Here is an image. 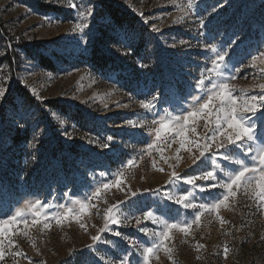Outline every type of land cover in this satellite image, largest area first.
Here are the masks:
<instances>
[{
    "label": "rangeland",
    "instance_id": "374dc122",
    "mask_svg": "<svg viewBox=\"0 0 264 264\" xmlns=\"http://www.w3.org/2000/svg\"><path fill=\"white\" fill-rule=\"evenodd\" d=\"M72 3L0 0V222L21 212L0 223V264H89L92 256L112 264L127 249L133 264H144V247H153L147 264H264V202L255 180L211 212L199 204L222 199L225 189L202 179L184 183L213 169L226 180L238 167L192 163L200 150L189 141L204 143L215 114L190 117L183 136L174 123L194 110V96L207 99L201 80L206 89L228 83L238 115L254 119L244 107L264 85V0ZM217 52L224 55L219 75ZM149 101L150 109L141 106ZM162 118L170 127L157 140ZM261 130L257 119L254 131ZM181 195L196 207L176 203ZM113 205L124 222L110 227L129 239L106 232L118 243L90 254L87 245ZM149 211L153 218L145 219ZM160 221L179 225L168 240L158 235Z\"/></svg>",
    "mask_w": 264,
    "mask_h": 264
},
{
    "label": "snow or ice",
    "instance_id": "6c2138e0",
    "mask_svg": "<svg viewBox=\"0 0 264 264\" xmlns=\"http://www.w3.org/2000/svg\"><path fill=\"white\" fill-rule=\"evenodd\" d=\"M59 3L60 0H57ZM72 7H77L75 3H72V0H69ZM189 8L192 7L191 2L188 5ZM50 21L55 18H47ZM147 23V21H145ZM201 25L204 26V22L201 21ZM153 31H159L155 26H153ZM181 43H184L181 41ZM213 52L216 50L213 48ZM218 59L213 60L212 64L214 66V70L217 75L220 74L221 64L224 61V55L220 53H216ZM261 56H264V52L260 53ZM253 61H255L256 57H252ZM231 79V77H230ZM200 88L201 92L207 95V99L200 103V100L203 99V96H194L193 97V105L194 110L188 111L187 114L183 117V123L179 118L174 120L176 125L175 132L181 136H183L184 127L187 125L188 120L190 117L196 116L198 113H202L203 116L208 117L215 114V120L210 121L205 124L206 128H209L208 134L204 136V143L199 144L196 141H189L190 144H196V147L199 151V156H196L192 163L195 165L197 161H205L208 159H212V163L219 166L218 161H227L231 164H234L238 167L234 168L229 174L226 180H221L217 178L215 169L204 171L198 177H187L184 179V183L194 185L196 179H202L205 181L213 182L211 187H216L217 184L225 189V193L223 194L222 199H218L216 202L207 204L201 203L199 204V209H207L208 211H213L219 209L221 205L225 204V201H228L230 197H234L236 192L233 190L234 188H239L242 184L251 185L253 180L256 183V195L257 197L264 202V130H261L259 136L257 132L254 131V125L256 120L259 119L264 122V111H259L258 113V105L261 108H264V85H260V92L256 95L251 96V102L244 107L245 112H251L254 119L245 120V117L242 115H238L237 113V100L232 94V90L229 88L228 83L226 82H219L213 83L211 89H206L204 80L198 82L197 85ZM6 94V89L0 87V99L4 98ZM156 97H153V101ZM153 101H149L148 103H142V107L145 109H150L152 107ZM219 101L218 107L213 109V102ZM199 105V108H195V105ZM153 123H157L153 121ZM170 125L163 122V118L160 122V127L155 128L156 139H160V131L161 128H169ZM195 131V129H193ZM112 138L109 137V140ZM257 139L259 143H257ZM183 143V140L181 141ZM103 147H108V144L105 143ZM151 147V145H149ZM202 149V150H201ZM236 149L243 150V156H233L232 153ZM207 154V155H206ZM129 164H132L133 161L129 160ZM104 173H101L103 176ZM173 177H177V174L174 172ZM258 177V178H257ZM119 183V179L117 180ZM105 188L108 187L107 184L104 185ZM201 191L208 190V186L200 185ZM100 189H97V193ZM65 195H68L65 193ZM41 202L39 200L36 201L35 204L32 205V208H35L36 205H39ZM77 203H80L77 201ZM176 203L183 204L184 208H195L196 205L190 203L188 201V197L186 195H181ZM118 205H113L111 208L107 210L109 214H106L104 217L105 223L104 226L100 227L97 231L96 235L91 237L92 244L87 245V248L90 250L96 249L99 250V246L103 244L113 245L117 242L107 240L104 237V233L110 232L114 237L128 240L129 238L124 236L121 231L113 230L110 225L121 224L124 221L119 219L120 213L118 211ZM85 205L80 203V209L83 211ZM35 216H39V211L33 213ZM67 215V214H65ZM21 216V212L17 211L16 215L11 217L10 220H4L0 223L8 224L12 221H15L18 217ZM59 221V217H56ZM145 219L153 218V212H145L144 213ZM127 220V217L124 218ZM200 215L197 212L195 216L194 222H199ZM33 223H36L34 220ZM137 223L139 224L140 221L137 219ZM163 224V232L159 233L164 240H168L169 231L173 228L179 227L177 224L167 223L165 221H160ZM25 224L27 221L25 220ZM83 228L84 225L81 224ZM189 225L185 224V226L180 227V231L187 233ZM141 231H147V229H141ZM225 253H227L228 249H224ZM153 252V247H144L142 256L144 264H147L149 259V254ZM3 252L0 251V260L3 259ZM104 257L101 256L99 260L92 256L89 260V264H100V260H103ZM134 256L132 255L131 249L123 250L120 256H114L112 259V264H133ZM139 264V262H137Z\"/></svg>",
    "mask_w": 264,
    "mask_h": 264
},
{
    "label": "trees",
    "instance_id": "16d2710c",
    "mask_svg": "<svg viewBox=\"0 0 264 264\" xmlns=\"http://www.w3.org/2000/svg\"><path fill=\"white\" fill-rule=\"evenodd\" d=\"M113 17L116 18V19H120V17L117 15V13H114Z\"/></svg>",
    "mask_w": 264,
    "mask_h": 264
}]
</instances>
